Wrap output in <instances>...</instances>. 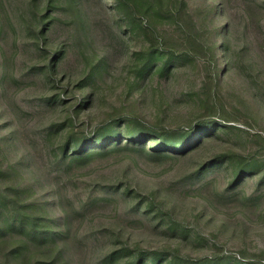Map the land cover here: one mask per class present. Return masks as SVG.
<instances>
[{"label":"rangeland","instance_id":"obj_1","mask_svg":"<svg viewBox=\"0 0 264 264\" xmlns=\"http://www.w3.org/2000/svg\"><path fill=\"white\" fill-rule=\"evenodd\" d=\"M187 1L202 41L230 49L220 70L160 24L176 55L143 73L148 42L111 0H0V264H264V0ZM125 117L217 125L184 154L148 138L64 152Z\"/></svg>","mask_w":264,"mask_h":264},{"label":"trees","instance_id":"obj_2","mask_svg":"<svg viewBox=\"0 0 264 264\" xmlns=\"http://www.w3.org/2000/svg\"><path fill=\"white\" fill-rule=\"evenodd\" d=\"M112 9L119 17L121 23H123L130 35L138 36L148 42L146 48H149L145 53L146 48H142L144 63L141 67L143 73H147L151 70L153 64L157 60L158 55H168L175 57V53L167 49L164 37L167 34L164 29H160V24L174 27L175 32L184 38V43L194 49L206 50L215 67L220 70L224 67V55L223 49L226 47L229 51V47L222 42V38L215 39L214 43H207L202 41V35L198 24L193 18V15L189 11L187 0H111ZM216 11V12H215ZM218 6L213 5L209 8V12H212L213 20L217 21V26L214 33L222 34L223 23L221 16L218 15ZM154 37V39H153ZM60 51L53 54L51 58L53 62H56ZM138 53L135 52V55ZM181 59H185L183 54L178 55ZM50 78L54 77L53 70L48 72ZM82 88L83 86H79ZM89 95L85 93V97L82 98V102L89 101ZM131 120L130 117H125L123 120H111L101 126L97 127L92 134H80L73 137V141H67L64 147V152L70 148L72 152H76L78 157L85 154H97L99 149H107L111 145L121 142L123 139L136 140L140 139L142 143L145 140L152 139L158 143L159 150H172L184 154L187 150L198 147L202 144L203 138L206 135L213 134L216 123L207 121L198 127V129H184L177 130L175 132L155 131L151 126L146 123H141L139 130L124 131L127 123ZM91 151V152H90ZM241 174H235L233 181L239 179ZM115 252L108 256L109 259H113ZM157 256V255H155ZM158 259L153 258L152 264H157Z\"/></svg>","mask_w":264,"mask_h":264}]
</instances>
